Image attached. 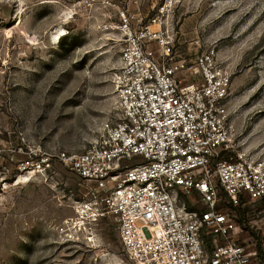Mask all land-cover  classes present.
Here are the masks:
<instances>
[{
  "label": "rangeland",
  "instance_id": "obj_1",
  "mask_svg": "<svg viewBox=\"0 0 264 264\" xmlns=\"http://www.w3.org/2000/svg\"><path fill=\"white\" fill-rule=\"evenodd\" d=\"M165 1L0 0V264H134L114 218L76 213L91 196L58 156L87 150L114 117L123 29L145 28ZM163 28L179 58L217 52L237 137L264 162V0H180ZM241 211L264 264V199Z\"/></svg>",
  "mask_w": 264,
  "mask_h": 264
},
{
  "label": "built area",
  "instance_id": "obj_2",
  "mask_svg": "<svg viewBox=\"0 0 264 264\" xmlns=\"http://www.w3.org/2000/svg\"><path fill=\"white\" fill-rule=\"evenodd\" d=\"M179 3L166 0L145 28L123 29L112 76L116 113L87 150L58 159L91 196L76 213L114 218L134 264H257V244L238 243L236 219L241 205L264 199V162L237 137L227 109L231 78L217 52L174 54L173 29L163 27ZM186 195L204 209L178 206ZM70 225L71 238L81 228Z\"/></svg>",
  "mask_w": 264,
  "mask_h": 264
},
{
  "label": "trees",
  "instance_id": "obj_3",
  "mask_svg": "<svg viewBox=\"0 0 264 264\" xmlns=\"http://www.w3.org/2000/svg\"><path fill=\"white\" fill-rule=\"evenodd\" d=\"M245 206V205H244ZM243 205H241L240 208H238V219H236L237 223H238V226L241 228V232L239 233L238 235V243L241 244V245H244V242L246 241V234H248V231H247V228H245L244 226V221H243V214H242V209ZM187 209L189 211H197L198 209L196 208V206H193L189 203H187ZM226 209H227V206L225 204H220L218 207H217V210L219 212H226ZM240 213V215H239ZM206 239V243H207V247L208 249H210V240L211 238L208 236L205 238ZM256 250L258 251V255L259 257L261 253V248L258 247V245H256ZM257 264H262V263H257Z\"/></svg>",
  "mask_w": 264,
  "mask_h": 264
}]
</instances>
